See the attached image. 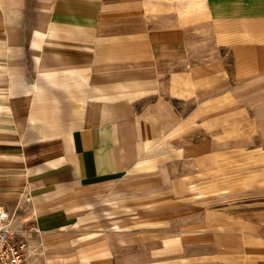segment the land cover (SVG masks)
<instances>
[{"label": "crops", "instance_id": "1", "mask_svg": "<svg viewBox=\"0 0 264 264\" xmlns=\"http://www.w3.org/2000/svg\"><path fill=\"white\" fill-rule=\"evenodd\" d=\"M263 101L264 0H0V205L27 200L29 264H264V208L190 197Z\"/></svg>", "mask_w": 264, "mask_h": 264}, {"label": "rangeland", "instance_id": "2", "mask_svg": "<svg viewBox=\"0 0 264 264\" xmlns=\"http://www.w3.org/2000/svg\"><path fill=\"white\" fill-rule=\"evenodd\" d=\"M249 114L252 122L253 116L260 118L259 134L254 136L255 139L241 143L216 142L218 167L211 173L202 174L200 181L198 179V183H193L198 188L190 192V197L200 202L202 211L216 209L217 213L221 211L235 215L246 209L264 208V106L255 108V104L251 102ZM221 128L224 131L226 129L225 125ZM232 145L234 147L228 151L229 154H225L224 150L231 149ZM8 208L16 210L18 215L30 221L31 214L26 198L14 199L13 206ZM186 226H189L188 223ZM185 244L192 247V240L186 238ZM36 245L38 249L39 244Z\"/></svg>", "mask_w": 264, "mask_h": 264}, {"label": "built area", "instance_id": "3", "mask_svg": "<svg viewBox=\"0 0 264 264\" xmlns=\"http://www.w3.org/2000/svg\"><path fill=\"white\" fill-rule=\"evenodd\" d=\"M16 212L0 205V264H29L31 254L38 250L37 224Z\"/></svg>", "mask_w": 264, "mask_h": 264}]
</instances>
